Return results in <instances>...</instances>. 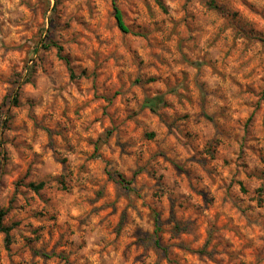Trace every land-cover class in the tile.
<instances>
[{"label":"clouds","instance_id":"clouds-1","mask_svg":"<svg viewBox=\"0 0 264 264\" xmlns=\"http://www.w3.org/2000/svg\"><path fill=\"white\" fill-rule=\"evenodd\" d=\"M0 264H264V0H0Z\"/></svg>","mask_w":264,"mask_h":264}]
</instances>
